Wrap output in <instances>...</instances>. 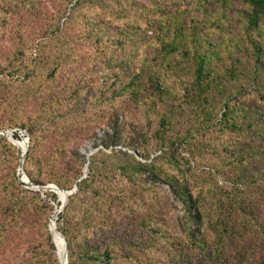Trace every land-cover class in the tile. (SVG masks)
Masks as SVG:
<instances>
[{"label":"trees","instance_id":"16d2710c","mask_svg":"<svg viewBox=\"0 0 264 264\" xmlns=\"http://www.w3.org/2000/svg\"><path fill=\"white\" fill-rule=\"evenodd\" d=\"M13 1L33 7L38 3ZM109 1L59 0L58 14L48 17L55 28L42 35L54 34V41L64 44L59 35L64 25L55 23L66 18L68 26L80 30L72 48L75 54L85 45L95 51L72 76V91L50 94L44 101L50 121L57 110L79 103L94 108L101 100L111 111L112 132L102 139L103 149L90 157L88 178L71 166L58 171L61 149L55 147L45 156L39 138L41 131L53 130L42 127L40 114L19 122L24 106L13 107L8 98L6 89L13 83L34 85L28 88L33 94L44 89L49 73L41 78L48 67L40 55L49 46L27 40L16 24L15 51L0 55V130L29 132L24 171L31 183L67 191L78 185L68 196L59 228L57 219V229L67 241L68 264H154V256L143 251L154 253L158 264H264V224L256 213L264 206V0ZM108 8V15L94 14ZM6 12V6H0V42L9 23ZM65 43L69 48L68 39ZM87 75L97 77L85 80ZM37 80L42 81L36 84ZM253 92L257 99L249 96ZM127 106L146 110V123L132 120L134 110L124 109ZM107 111L97 110L95 116L109 120ZM13 138L22 142L16 140L18 130ZM0 146L21 160L20 151L4 135ZM118 147L134 150L145 161ZM110 148L111 153L105 151ZM157 152L161 153L155 156ZM184 153L209 162V182L190 185L192 164ZM31 162L37 166L35 172L28 169ZM20 177L0 176V250L8 248L29 211L38 209L45 224L52 211L39 192L23 188ZM97 177L102 187L95 200L91 196L84 205L80 194L95 188L91 183ZM138 177L169 186L181 200V234L170 232L167 221L152 211L134 217L128 230L135 235L119 229L113 207L122 203V193L113 184L121 180L127 185ZM107 180L113 184L107 185ZM52 238L54 242L53 233ZM51 241L49 235L54 250Z\"/></svg>","mask_w":264,"mask_h":264},{"label":"rangeland","instance_id":"374dc122","mask_svg":"<svg viewBox=\"0 0 264 264\" xmlns=\"http://www.w3.org/2000/svg\"><path fill=\"white\" fill-rule=\"evenodd\" d=\"M13 0H0V6H6L8 12H6V17L8 18L9 23L7 22V28L3 34L4 38L0 42V55L13 53L15 51V44L18 43V38L16 36L17 30L15 25L19 24L21 26V35H25L29 41H32L35 45L42 44L43 46H49L41 55L40 60L43 64L47 63V69L41 73V78L44 77L47 73L48 77L43 80H49L45 82L44 89L41 87L38 94H33L28 90V88H34V85L27 87H19L17 84H10L6 89L9 92L8 98L10 99L11 105L13 107L18 106L22 108L24 106L25 114L24 117L18 119L19 122L24 120H33L38 114L43 117V128L53 130L52 132L41 131L39 138L41 140V148L43 154L46 156L55 147L60 148V157L62 158L61 162L57 163L56 168L58 171L60 169L66 168L67 166L74 167L75 173L81 172L83 178H88L90 175V158L88 160V155L90 157L96 154L100 149H103L101 145L102 139L105 138L106 133L112 132L111 111H107L101 100H99L95 107L87 106L84 103H79L78 106H73L68 108V110H60L54 113V118L50 121L47 118L46 107L44 101L50 98V94H58L72 91V76L75 74L76 70H81L79 68L84 67L86 63L84 59L92 57L94 55V49L89 45H85L83 48L75 51L72 48H76V37L80 34V30L75 29V25L68 26L66 24V18L59 20L56 25H64V30L59 33L61 39H63L64 44L58 41H54V34H49L48 38H43L42 35L44 32L51 31L52 19H48L51 15H57L59 9V0H38V3L33 7L30 3H24ZM112 4L116 5V2L110 0ZM111 4V5H112ZM46 16H45V13ZM103 12L104 14H110L111 10L108 8V12L96 9L95 13ZM68 16V15H67ZM67 25V26H66ZM55 28V27H53ZM56 35V34H55ZM10 36H13L11 38ZM69 40L68 44L65 43L66 40ZM63 46L65 48H63ZM68 48V49H67ZM72 51V54L70 53ZM74 54L76 57H74ZM72 55V56H71ZM227 65L231 63L226 62ZM52 74L53 77L50 78L49 75ZM97 75H87L85 80H93ZM96 84L99 86L101 80L99 77L95 79ZM264 80V77H263ZM42 80H37L41 82ZM253 89V87L251 88ZM260 89V88H259ZM85 94V92H84ZM253 99H257L258 96L253 92L249 95ZM257 102L260 103V100ZM159 106H162L159 104ZM128 107V108H127ZM124 109H132L134 116L132 120L135 122L141 121V123H146L147 111L144 110V113L141 110H138L134 106H127ZM109 109V108H108ZM103 110L107 111L109 120H101L95 116V111ZM54 122V124H51ZM11 128L0 130V131H10ZM18 130L21 143H18L14 140L13 133L4 135L7 140L14 144L18 151L22 154V149L18 146L25 142L26 138H29V132L25 129L16 128L13 131ZM171 133H174L171 132ZM13 134V135H12ZM47 134V135H45ZM12 139V141L10 139ZM97 144V145H96ZM126 151L130 154L135 155L138 160L145 161L142 159L136 152L127 147H118V151ZM108 153L112 152V148L105 150ZM161 152L155 153L159 155ZM14 152L5 149L0 146V176L8 178L16 173L17 176H20L19 168L21 160L16 161ZM191 164L192 169H189L188 176H190V185L195 187L200 184H205L209 182L207 164L209 162L204 161L203 159L196 160L195 157L191 154L184 153ZM122 157V154L120 153ZM165 163V161L160 162L159 164ZM28 169L32 172L37 170V166L34 162H31L28 166ZM175 172V169H172ZM22 176V175H21ZM43 179L44 177L41 176ZM82 178V179H83ZM21 180V177H20ZM23 183V188L31 189L34 192H39L41 198L47 202V204L52 208L51 214L49 215L48 221L45 224V216L38 211V209H33L29 211L22 219L20 225L12 233L10 237L9 245L7 249L0 250V264H12L13 262H22L26 260L33 261L34 264H61L60 255L62 253L57 239L54 237V242L52 238V226L56 224L57 228V219H58V228L62 226L61 216L68 204V200L65 204V207L60 209L63 205V200H61L58 194L46 188V185H37L34 183ZM150 182L146 178L138 177L133 181H129L127 185H124L121 180H116L113 184V180L106 181L107 185H112L117 193L121 194L122 203L114 205L113 207V218L115 219L116 225L124 233H131L128 228L131 226L134 221L135 216H143L150 214V211L157 213L160 217H163L167 221L168 230L174 235H179L182 233V220L185 214V207L180 199H178L169 186L159 182L148 183ZM95 188H89L87 192L81 193L80 197L84 199V205L87 203V200H90L95 195L98 194V189L102 187V181L100 177H97L92 183ZM149 185H152V190L148 189ZM106 188V187H103ZM54 194L57 195L54 198ZM69 199V198H68ZM94 199V198H93ZM136 199V200H135ZM95 200V199H94ZM140 202V203H138ZM138 203V204H137ZM82 208V207H81ZM80 208V209H81ZM131 208L135 209V213L131 212ZM78 209V208H77ZM143 213V214H142ZM257 217L262 224H264V206L258 208ZM49 223L51 224V231L49 229ZM58 230V229H57ZM59 231V230H58ZM60 232V231H59ZM48 233L51 236L52 243L54 244V250L49 245L48 242ZM54 236V235H53ZM133 238V236H132ZM248 240H251L250 237ZM60 249V250H59ZM148 256H154V264H158L156 261V256L150 251H143ZM57 260V261H56ZM158 260L162 261L161 258ZM57 262V263H56ZM65 262H66V251H65ZM67 264V263H66ZM136 264H141L136 263Z\"/></svg>","mask_w":264,"mask_h":264},{"label":"water","instance_id":"95a60500","mask_svg":"<svg viewBox=\"0 0 264 264\" xmlns=\"http://www.w3.org/2000/svg\"><path fill=\"white\" fill-rule=\"evenodd\" d=\"M10 132L14 134V131L10 130V131H0V135H8ZM25 140L27 141V147L25 148V150H22V157H21V162H20L19 173L22 175L21 176V181L30 184L31 181H30L28 175L24 171V163H25V159H26V156H27V153H28V149H29V138H26ZM89 158H90V155H88V160H89ZM46 188L55 191L58 194V196H59V193L57 192L58 190L59 191H64L66 194H70L71 195V194H73L74 192H76L78 190V185L76 184L75 187L72 190H70V191L60 189L57 185H54V184H50V185L46 186ZM67 200H68V197H66V199L63 202V205H62V207H61L59 212H61L62 208L65 207V204H66ZM60 233L62 234V237H63L64 242H65L66 260H67V264H68V246H67V241H66L63 233L61 231H60Z\"/></svg>","mask_w":264,"mask_h":264},{"label":"bare ground","instance_id":"6f19581e","mask_svg":"<svg viewBox=\"0 0 264 264\" xmlns=\"http://www.w3.org/2000/svg\"><path fill=\"white\" fill-rule=\"evenodd\" d=\"M12 141V139H11ZM22 150H25V148L27 147V141L23 142L20 145H18ZM59 193V196L61 198V200L65 201L66 197H68L70 194H66L64 191H57ZM56 224H53L52 226V231H53V235L54 237L57 239L58 245L62 251L61 255H60V262L61 264H66L65 262V251H66V247H65V242L64 239L62 237V234L57 230V228L55 227Z\"/></svg>","mask_w":264,"mask_h":264}]
</instances>
